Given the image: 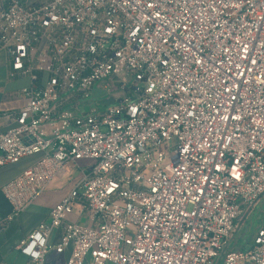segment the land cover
<instances>
[{
    "label": "built area",
    "instance_id": "2783aa9c",
    "mask_svg": "<svg viewBox=\"0 0 264 264\" xmlns=\"http://www.w3.org/2000/svg\"><path fill=\"white\" fill-rule=\"evenodd\" d=\"M0 53L30 80L3 94L24 105L0 168L41 156L1 186L0 234L80 172L18 244L30 264H264V228L231 246L264 199V0H0ZM101 86L115 103L86 108Z\"/></svg>",
    "mask_w": 264,
    "mask_h": 264
},
{
    "label": "crops",
    "instance_id": "0c3cea01",
    "mask_svg": "<svg viewBox=\"0 0 264 264\" xmlns=\"http://www.w3.org/2000/svg\"><path fill=\"white\" fill-rule=\"evenodd\" d=\"M7 67V57L0 53V114L8 111H18L24 105L22 99L6 100L4 92L16 91L30 85L28 78H9ZM98 88L95 87L96 91ZM109 104L106 105V107ZM41 156H31L22 164H8L0 168V188L21 173L24 169L31 166ZM23 160V159H22ZM82 162L79 163L80 166ZM19 163V162H18ZM75 167L66 168L47 188L38 200L22 212L18 217L11 221L0 234V264H30V258L18 249L20 241L28 237L42 222L50 220L52 208L61 202L72 190L75 183L79 180L80 175L72 177ZM80 206L75 207L73 214L69 216L72 221L86 223V214H79ZM11 207L0 190V214L10 213ZM60 230L53 233L52 240L58 241ZM70 254L67 250L62 254L53 253L50 255L47 264H65Z\"/></svg>",
    "mask_w": 264,
    "mask_h": 264
},
{
    "label": "rangeland",
    "instance_id": "374dc122",
    "mask_svg": "<svg viewBox=\"0 0 264 264\" xmlns=\"http://www.w3.org/2000/svg\"><path fill=\"white\" fill-rule=\"evenodd\" d=\"M86 108L103 109L107 104L115 103L112 96L101 86L87 100ZM83 110L86 109L83 106ZM27 159L21 160L19 163L22 164ZM89 162H82L81 165L88 166ZM80 175L79 169L74 168L72 177ZM264 228V199L257 202V204L251 209L250 213L245 217L242 223V227L235 234L233 241L231 242L232 247L243 248L245 250L250 249L254 244V237L258 231Z\"/></svg>",
    "mask_w": 264,
    "mask_h": 264
}]
</instances>
